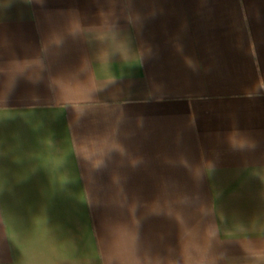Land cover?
I'll return each instance as SVG.
<instances>
[{"label": "crops", "instance_id": "obj_1", "mask_svg": "<svg viewBox=\"0 0 264 264\" xmlns=\"http://www.w3.org/2000/svg\"><path fill=\"white\" fill-rule=\"evenodd\" d=\"M0 264H264V0H0Z\"/></svg>", "mask_w": 264, "mask_h": 264}]
</instances>
